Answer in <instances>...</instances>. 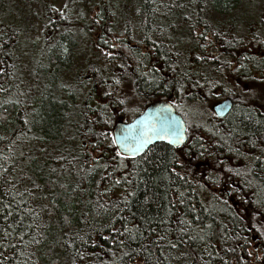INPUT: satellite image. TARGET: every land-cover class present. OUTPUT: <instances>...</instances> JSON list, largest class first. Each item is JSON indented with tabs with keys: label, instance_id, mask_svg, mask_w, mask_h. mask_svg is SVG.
Listing matches in <instances>:
<instances>
[{
	"label": "trees",
	"instance_id": "trees-1",
	"mask_svg": "<svg viewBox=\"0 0 264 264\" xmlns=\"http://www.w3.org/2000/svg\"><path fill=\"white\" fill-rule=\"evenodd\" d=\"M137 1L138 11L126 23L139 25L141 37L115 36L107 24V36L101 38L103 49H115L109 60L101 52L112 66L107 73L117 77L111 86L130 84L149 103L168 99L187 120L183 107L204 104L205 96L218 99L214 92L221 80L222 86L233 82L234 87L223 88L221 99L232 98L236 88L244 95L239 82L245 78L264 83L257 76L264 72L259 65L263 56L246 51L245 41L228 31L232 25L214 24L204 16L207 7L230 16L242 0ZM172 17L189 30L203 28L222 49V58L193 56L191 66L201 68L203 77L181 68ZM98 22L105 25L106 20ZM57 23L66 29L45 65L47 89L30 106L15 98L22 95V80L16 88L0 89V99H10L0 104V264H264V228L258 231L257 226L252 235L250 227L260 223L237 217L231 203L239 191L250 206L246 217L264 215V110L254 107L247 94L223 122L213 117L209 125L207 118L198 121V134L188 136L181 148L157 143L139 157H117L113 126L126 101L111 97L116 106L111 103L108 81L94 78L92 88L100 85L99 98L108 101L89 110L77 105L66 87L57 95L52 89L60 77L50 70H70L79 46L70 31L73 22L62 15ZM13 34V26L0 27L2 88L15 74L5 46L14 44L15 36L7 40ZM256 38L255 45L264 51V36ZM143 45L153 56L142 52ZM70 128L81 138L78 149L49 148ZM242 160L250 169L236 171Z\"/></svg>",
	"mask_w": 264,
	"mask_h": 264
},
{
	"label": "rangeland",
	"instance_id": "rangeland-1",
	"mask_svg": "<svg viewBox=\"0 0 264 264\" xmlns=\"http://www.w3.org/2000/svg\"><path fill=\"white\" fill-rule=\"evenodd\" d=\"M137 2V0H0V27L13 26L17 30V34L10 35L7 38V40H11L15 36L16 39L13 41L14 44L6 42L7 44L5 45L10 49V60L12 59V62L16 66L15 74L13 82L9 84V87L4 86L5 88H3L2 91L8 90L10 86L14 88L18 87V83L22 80V88L19 90L22 91V95L16 96L15 98L16 101L22 99L25 105L30 106L29 103L37 98L42 89H47V87H45L47 83L44 85L43 83L46 78L44 76L45 65L49 60H45L43 57L40 60V56L41 48L45 46L44 41L49 37L46 41L49 42L53 36L50 34L46 36V24H49L51 20L58 22L59 18L64 15L73 22L70 29L72 28L71 32L72 30L75 32L76 40L79 43L73 64L70 67L71 69L61 73L64 87H66L65 89L68 93L67 95L71 97V94H74L71 98L77 101V105H84L85 110H89L92 106L97 107L100 104L102 105L108 101V99L104 97L99 98L102 93V87L98 84L94 88L92 87L94 86V78H105V82L108 81L109 86L113 89L105 88V91L109 93V98L113 100L118 97L126 101L124 105L125 111L119 113V115L126 120L131 118L130 116L136 115L144 107L146 101L135 95L134 89L130 84H124L122 88L118 86L115 87V85L111 86V78L116 79L117 77L112 76L111 73H107L111 71L110 67L112 66L103 61L101 52L106 54L109 60L111 56L115 55L113 52L115 49L109 51L102 48L100 42L104 30L102 29V23L98 21L99 18L103 20L107 18L108 24L115 36H118L117 34L119 33L124 34L127 32L130 38L141 37L140 33L142 32L138 30L140 29L139 25L137 27L131 22L130 28H128L129 30L125 26L127 18H129V21L134 19L138 11ZM204 16L206 20L208 19L214 24L221 26L232 25L233 27L228 26V31L233 29L237 36L245 41V50L250 54H260L264 57V51L261 48L262 45L260 43L259 45H255L258 39L256 37L264 36V0H242L240 6L230 16L218 14L210 7H207ZM171 20L172 22L176 21L173 17ZM101 22L103 21L101 20ZM66 27L68 28V25ZM174 28L172 33H174L173 38L179 45V54L181 56L179 64L181 68L183 70L188 69V74L193 71L203 77V75H201V68L191 66L193 56L203 58L202 56L218 55L222 58V49L214 46L211 36L206 35L203 28H193L189 30L179 19L175 22ZM64 29L66 28L61 27L57 33H61ZM252 35L254 36V42L252 40ZM116 38L118 39V37ZM202 38H206V41H203ZM111 40V44L117 49L118 43L115 42L114 39ZM198 42L200 43L198 44ZM247 44L250 45L247 47ZM197 45L199 48L196 52L194 48ZM141 49L142 52L153 56L151 52H148L145 46L141 47ZM2 51L0 52V58ZM263 57L260 59H264ZM259 65L263 68L264 62H259ZM158 68H161V66H158ZM115 71H118V68H116ZM54 73L59 76L57 70H55ZM204 74L208 75L209 71H205ZM107 75L109 79L106 77ZM257 76L264 78V72ZM212 77L213 76L210 75L208 78L212 79ZM36 78L40 80L39 84L35 81ZM222 82L223 80L220 82V87L214 92L216 97L221 96L223 88L224 90H231L234 88L233 82L228 84L223 83V86ZM239 83L246 92H243L244 95H241V93H239L240 91L236 88L233 91L236 94L232 97L233 99L229 97L233 100V103H237L238 99L244 100L242 97H247V94H249V101L251 104L253 103L254 107L264 110V83H255L248 78H245ZM3 84L4 83H0V86H3ZM24 84L25 86H23ZM48 87H51V84H49ZM52 89L57 95L60 90V84L54 82V84H52ZM186 94H190V92H186ZM111 97H113V99ZM211 97L212 96H205L204 104H188L183 107L184 114L187 117V120L185 116L184 119L187 123L188 136H190V138L198 134L196 127L198 121L205 123V119L207 118L206 125H209V123H211L209 118L213 117L218 119L213 111V107L225 98L221 99L218 97V99L214 100L211 99ZM8 100L10 99H0V104ZM111 103L116 106L115 100ZM179 103L182 106L184 105L182 100H180ZM112 104L111 106L113 107ZM116 116L118 118V114ZM80 141L81 138L79 136L77 137L74 130L70 128L68 131H65L61 141L55 144L53 143L49 148L54 151L57 147H62L63 149L64 147L70 146L71 150L74 151L78 149ZM86 149L91 151L89 147ZM53 151H50V153ZM91 153L95 158L97 157L95 152ZM53 154L57 156L61 155V153L56 152ZM62 157L63 154L60 158ZM250 187H254V185H246V188Z\"/></svg>",
	"mask_w": 264,
	"mask_h": 264
},
{
	"label": "snow or ice",
	"instance_id": "snow-or-ice-1",
	"mask_svg": "<svg viewBox=\"0 0 264 264\" xmlns=\"http://www.w3.org/2000/svg\"><path fill=\"white\" fill-rule=\"evenodd\" d=\"M118 82V81H117ZM123 103V101H121ZM167 140L170 144H179L184 139V130L177 127L171 117L166 114V109H161L159 115L153 120L147 118V122L142 120L136 127L135 131L127 129L119 139H114L120 151H117V157H121L124 153H129L132 157L142 151L153 139ZM123 166V165H122ZM119 183V181H117ZM181 195H183L181 193ZM183 201H181L182 203ZM127 203V201H125ZM183 223V221H181ZM124 231H128L127 228ZM184 229H181L183 232ZM163 239V237H161ZM172 247H175L173 244Z\"/></svg>",
	"mask_w": 264,
	"mask_h": 264
},
{
	"label": "water",
	"instance_id": "water-1",
	"mask_svg": "<svg viewBox=\"0 0 264 264\" xmlns=\"http://www.w3.org/2000/svg\"><path fill=\"white\" fill-rule=\"evenodd\" d=\"M233 100L231 98H225L223 100H221L220 102H218L214 107H213V111L215 113V115H217V117L219 118H224L226 117L230 111L233 108ZM161 109H166V114L168 116L171 117L172 121L174 122V124L177 127H182L184 130V139L182 140V142H180L179 144H170L168 143V141L165 140H159V139H153L142 151L138 152L135 154V157H139L142 154H144L151 146L157 144V143H165L168 144L174 148H181L183 147L187 141H188V127H187V123L184 120V118L177 112L175 106L170 103L169 101L166 100H159L156 101L152 104H150L145 111L137 116L133 121L130 122H125L122 119H119L115 122L114 126H113V138L114 139H119L121 137V135L129 128L133 129V131H135L136 127L139 125V122H141L142 120L147 122V118L151 117L153 120L159 115V112ZM116 145V144H115ZM117 149L120 151V149L118 148V146L116 145ZM125 157H132L131 154L129 153H124L122 154Z\"/></svg>",
	"mask_w": 264,
	"mask_h": 264
},
{
	"label": "flooded vegetation",
	"instance_id": "flooded-vegetation-1",
	"mask_svg": "<svg viewBox=\"0 0 264 264\" xmlns=\"http://www.w3.org/2000/svg\"><path fill=\"white\" fill-rule=\"evenodd\" d=\"M106 20V22H105V25H102V29L104 30V34L102 35V36H104V35H106L107 36V34H106V30H105V28H106V25L108 24V19L106 18L105 19ZM125 26H126V28L128 29V28H130V23H125ZM53 27H55V29L56 30H54V28ZM61 27H62V25H60V24H58L57 22H56V24H55V22H50L49 24H46V36L47 35H51V36H53L50 40H49V42H46L48 39H49V37H47L46 38V41H44V44H45V46H44V48L42 47L41 48V56H40V60H41V58L43 57L45 60L46 59H48L49 57H50V54H51V51L53 50L51 47L53 46V45H55L56 43H57V41L59 40L58 38H60L61 37V35H62V32L60 33H57L58 31H59V29H61ZM72 29V28H71ZM71 29H70V31H71ZM129 30V29H128ZM54 34H53V33ZM127 33V32H126ZM71 34L76 38V34H75V32H73V30H72V32H71ZM128 34V33H127ZM127 34H125V36L124 37H122L123 39H126V38H128L129 36L127 35ZM77 39V38H76ZM51 44V45H50ZM127 44H130V41H127ZM48 45H50L49 47H47ZM43 46V45H42ZM134 46H138V45H134ZM143 46H145V45H143ZM142 46V47H143ZM51 48V49H50ZM52 73H54L53 72V70H50V75L52 74ZM58 74H59V77H60V88L62 87V90H63V88H64V82H63V79H62V77H61V70L58 72ZM47 80V79H46ZM62 80V81H61ZM0 89L2 90L3 88L0 86ZM170 91L171 92H173V90H172V87H170ZM71 95H73V94H71ZM160 100H166V99H160ZM156 101H159V100H156ZM156 101H153V102H147V100H146V104L144 105V107L139 111V113H137L136 115H134V116H130L131 118H129L128 120H126L125 118H123L122 116H119L117 119H116V121L117 120H119V119H122V120H124L125 122H130V121H133L137 116H139V115H141L144 111H145V109L150 105V104H152V103H154V102H156ZM166 101H169L168 99L166 100ZM170 102V101H169ZM171 103V102H170ZM233 106H234V104H233ZM176 108V107H175ZM177 110V109H176ZM232 111V110H231ZM230 111V112H231ZM123 112V111H122ZM177 112H178V110H177ZM179 113V112H178ZM180 114V113H179ZM230 114V113H229ZM228 114V115H229ZM182 117H183V115L182 114H180ZM227 115V116H228ZM217 116V115H216ZM227 116L226 117H224V118H219V117H217L218 118V120H219V122H223L224 120H226L227 119ZM184 118V117H183ZM185 120V119H184ZM115 121V122H116ZM168 145V144H167ZM170 146V145H169ZM245 160H242V161H239L237 164H236V168H235V170L236 171H239V172H244V170H246L247 171V169L249 168L250 169V167H249V164L250 163H245L244 162ZM239 186L237 185L236 186V188H238ZM234 198H232L231 199V203H232V205H234L233 207H234V211H235V213H236V215H237V217H240L241 219H247V218H249V220L252 222V221H254L255 220V222H257V223H260V224H258V225H256V227H254V226H251L250 227V232H252L253 230L255 231L256 230V228H257V226H258V231H261V229H263L264 228V215H254V216H250V217H246V215L248 214V212H249V209H250V206L249 205H244V199H240V197H239V191H237L236 192V194H234ZM248 220V219H247ZM252 235H253V232H252ZM258 250V249H257Z\"/></svg>",
	"mask_w": 264,
	"mask_h": 264
}]
</instances>
